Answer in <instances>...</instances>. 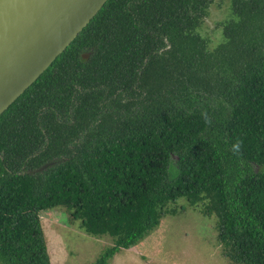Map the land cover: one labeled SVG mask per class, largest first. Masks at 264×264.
<instances>
[{
    "label": "trees",
    "instance_id": "trees-1",
    "mask_svg": "<svg viewBox=\"0 0 264 264\" xmlns=\"http://www.w3.org/2000/svg\"><path fill=\"white\" fill-rule=\"evenodd\" d=\"M213 1L107 0L0 115V264H51L57 206L113 239L108 264L182 197L231 263L264 264V0H231L210 50Z\"/></svg>",
    "mask_w": 264,
    "mask_h": 264
},
{
    "label": "rangeland",
    "instance_id": "rangeland-1",
    "mask_svg": "<svg viewBox=\"0 0 264 264\" xmlns=\"http://www.w3.org/2000/svg\"><path fill=\"white\" fill-rule=\"evenodd\" d=\"M233 16L231 0L211 3L198 26L208 49L226 41L223 26ZM170 207L176 214L163 216L141 241L120 249L108 264H233L222 253L214 216L202 214L183 197ZM39 216L51 264H92L113 244L110 236L85 233L60 206L42 210Z\"/></svg>",
    "mask_w": 264,
    "mask_h": 264
},
{
    "label": "water",
    "instance_id": "water-1",
    "mask_svg": "<svg viewBox=\"0 0 264 264\" xmlns=\"http://www.w3.org/2000/svg\"><path fill=\"white\" fill-rule=\"evenodd\" d=\"M107 0H0V115L51 65ZM45 163L33 172L51 166Z\"/></svg>",
    "mask_w": 264,
    "mask_h": 264
}]
</instances>
